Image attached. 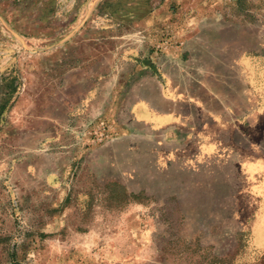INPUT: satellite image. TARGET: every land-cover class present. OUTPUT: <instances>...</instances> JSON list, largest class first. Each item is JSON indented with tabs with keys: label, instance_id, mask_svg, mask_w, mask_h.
I'll return each mask as SVG.
<instances>
[{
	"label": "rangeland",
	"instance_id": "374dc122",
	"mask_svg": "<svg viewBox=\"0 0 264 264\" xmlns=\"http://www.w3.org/2000/svg\"><path fill=\"white\" fill-rule=\"evenodd\" d=\"M259 96L264 0H0V264H264Z\"/></svg>",
	"mask_w": 264,
	"mask_h": 264
},
{
	"label": "crops",
	"instance_id": "0c3cea01",
	"mask_svg": "<svg viewBox=\"0 0 264 264\" xmlns=\"http://www.w3.org/2000/svg\"><path fill=\"white\" fill-rule=\"evenodd\" d=\"M260 98L264 99L261 96L258 97L254 107L256 111L252 112L253 118H250V110L247 111L250 108L249 103L245 106H229L226 111V121H224L226 126L221 128L215 127L214 130H211V133H209V143L211 141L213 142L214 139H221L223 134L228 139L227 144L224 145H231L234 151H238L237 153L240 154V157L251 151L255 154V147H257L258 154H264V122H262L263 120L261 117L263 114L262 109H264V100L261 102ZM238 107L241 109V114L243 116L238 115ZM236 160L238 161V159Z\"/></svg>",
	"mask_w": 264,
	"mask_h": 264
}]
</instances>
